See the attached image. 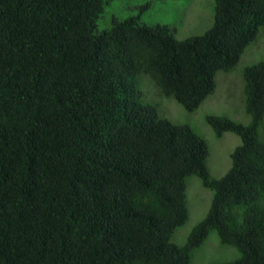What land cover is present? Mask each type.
<instances>
[{"label":"trees","instance_id":"1","mask_svg":"<svg viewBox=\"0 0 264 264\" xmlns=\"http://www.w3.org/2000/svg\"><path fill=\"white\" fill-rule=\"evenodd\" d=\"M110 2L0 0V264H191L210 232L238 253L222 264H264V61L243 70L248 124L205 118L240 138L220 178L206 141L139 91L141 74L194 112L257 44L264 0H214L184 39L137 15L100 29ZM190 176L213 195L178 245Z\"/></svg>","mask_w":264,"mask_h":264},{"label":"rangeland","instance_id":"2","mask_svg":"<svg viewBox=\"0 0 264 264\" xmlns=\"http://www.w3.org/2000/svg\"><path fill=\"white\" fill-rule=\"evenodd\" d=\"M213 11L214 0H111L104 7L98 25L102 29L109 26L113 17L125 19L137 15L145 23L175 25L176 37L184 39L204 33L212 24ZM254 44L246 48L232 71L216 73L214 91L194 112L186 111L172 98L163 97L145 75L139 76L141 100L154 105L159 118L187 124L206 141L209 149L206 166L212 178H220L228 171L230 155L240 144V138L230 132L216 136L205 118L216 115L241 124L250 122V117L245 112L242 74L246 66L264 61V30L257 44ZM262 136L264 137V129ZM212 195L211 190L202 187L197 176L186 179L188 220L175 230L171 237L172 242L178 245L185 243L193 227L207 213ZM237 257L235 249L220 245L216 233L210 232L204 243L194 251L191 264H222Z\"/></svg>","mask_w":264,"mask_h":264}]
</instances>
